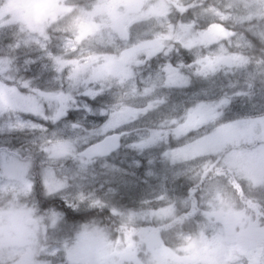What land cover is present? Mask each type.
I'll list each match as a JSON object with an SVG mask.
<instances>
[{
	"label": "rangeland",
	"instance_id": "1",
	"mask_svg": "<svg viewBox=\"0 0 264 264\" xmlns=\"http://www.w3.org/2000/svg\"><path fill=\"white\" fill-rule=\"evenodd\" d=\"M77 2L88 7L78 8L69 28L77 43L88 41L94 48L86 57L76 58L57 54L54 44L45 52L48 46L33 35L49 40L45 27L73 11L64 0H5L0 5V40H4L0 43V180L7 176L19 181L26 193L35 182V174L27 176L33 156L43 154L42 179L51 191L64 188L70 175L86 177L87 184L95 186V191L85 188L83 195L89 197L105 188L97 176L106 174L114 181L121 200L127 201L112 208L113 217L126 218L123 246L117 247L119 239L113 245L102 228L86 226L67 250L73 264H122L119 256L133 251L138 255V244L153 250L155 264H188L186 259L195 260L194 264H238L221 219L229 223L225 221L234 215L238 225L260 227L235 210L227 194L215 190L211 178L202 183L207 169L200 171L198 187L191 192L184 189L183 198L182 189L177 188L179 196L175 189L179 180L187 181L197 171L191 161L227 148L232 149L226 156L230 167L253 183L264 181V104L259 102L264 62L250 64L245 55L264 40V32L250 36L252 27L237 31L238 25L264 16V0ZM187 3L204 28L191 19L176 26L170 23L173 9L181 18L182 5ZM253 4L258 5L254 10ZM174 46L181 48L186 60L173 56ZM13 69L30 79L31 89L17 90L19 77L5 76ZM169 96L179 104L157 111ZM150 113L154 115L143 119ZM225 113L227 122L212 136L205 135L203 130ZM177 120L181 126L169 146V128ZM197 132L204 139L180 142ZM112 134L121 137L118 152L105 159L82 155L88 146ZM161 143L174 170H165L153 151ZM20 145L29 149L27 159L15 151ZM233 187L239 191L237 185ZM5 190L0 183V191ZM59 201L50 202L53 210L67 212ZM192 226L198 236L191 235ZM161 232L184 236L187 255L177 257L157 248Z\"/></svg>",
	"mask_w": 264,
	"mask_h": 264
},
{
	"label": "clouds",
	"instance_id": "2",
	"mask_svg": "<svg viewBox=\"0 0 264 264\" xmlns=\"http://www.w3.org/2000/svg\"><path fill=\"white\" fill-rule=\"evenodd\" d=\"M4 2L5 0H0V5ZM64 2L65 6L72 7L73 11L50 22L45 27L44 35L49 40L45 41L44 37L38 34L33 35L41 44L48 46L44 49L45 52L49 51L54 44L57 54L66 53V58L86 57L87 52L92 51L94 46L83 40L77 43L75 33L69 28V23L79 7H88V5H81L77 0H64ZM257 6L253 4L252 10ZM248 27L253 28V31L248 33L250 36L256 31L264 32V16L253 17L251 21L238 25L237 31L247 32ZM14 28L18 32L19 26L16 25ZM245 55L249 56L250 64L258 60L264 62V40H258V44L250 51H246ZM48 65L51 68L50 59ZM8 75L19 77L15 84L18 91L22 88L31 89L33 86L30 79L21 76L17 69L5 73V76ZM259 102L264 104V82L260 85ZM174 103L178 105L179 101L169 96L160 102L157 111H164ZM153 115L150 113L143 119L147 120ZM226 122L227 114L225 113L203 131L205 135L212 136ZM180 126V121L177 120L169 128V146L172 136ZM128 127H135V125ZM131 138L135 139V134ZM189 139L196 143L204 139V135H200L199 132L194 134V138L186 135L180 142L186 143ZM165 147L161 143L160 147L153 151L159 155L165 170L169 167H173L174 170L168 156L163 154ZM28 150L24 145L15 149L22 159H27L25 153ZM231 150L227 148L224 152L208 153L191 161V165H194L197 171L186 177L188 191L191 192L193 188L198 187L197 182L201 180L200 171L207 169L205 180L202 183L206 185L208 178H211L215 190L227 194L234 203L235 210L242 211L249 221L264 228V181L253 183L242 172L230 167L226 162V156ZM43 159H45L43 154L33 156L27 176L32 177L35 174V182L26 193L21 191L22 185L19 181L10 180L7 176L0 180V183L6 187L5 191H0V264H73L68 258L67 250L75 244L80 232L86 226L92 225L102 228L105 236L113 245H116L119 239L121 244L117 247H122V228L126 224V218L121 215L112 216V208L122 198L120 189L112 186L114 181L110 180L106 174L97 176L99 182L105 183V188L95 196L89 197L83 195L85 188L95 191V186L88 185L86 177L82 179L80 176L70 175L69 179L64 182V188L51 191L42 179L43 168L39 162ZM73 171H75V164ZM234 184L238 186L239 191L233 187ZM54 200L63 201L64 206L76 214V218H70L69 213L63 210L54 211L50 203ZM106 218L110 220L109 223H105ZM239 230L237 226L236 231ZM191 235H199L196 226H192ZM241 242L253 247L259 244L264 248V233H260L258 237L249 236ZM185 245L184 236L175 237L171 232H161L160 244L156 247L168 249L177 257H184L187 255L184 251ZM138 247L135 264H155L153 250L143 244H138ZM101 264H106V262H101ZM122 264H129V262L124 261Z\"/></svg>",
	"mask_w": 264,
	"mask_h": 264
},
{
	"label": "flooded vegetation",
	"instance_id": "3",
	"mask_svg": "<svg viewBox=\"0 0 264 264\" xmlns=\"http://www.w3.org/2000/svg\"><path fill=\"white\" fill-rule=\"evenodd\" d=\"M180 182L178 184L181 185H176L175 189V194L177 192V188L181 190L180 196H179V191L177 192V196L180 198H183L182 196H185L184 194V183L187 181H182L179 180ZM179 197L176 199V204L178 205V200ZM60 202V201H59ZM61 203V202H60ZM233 218H235L234 215L229 216L225 222L229 223H224V219H221L222 222V229L225 232V239L228 245L230 246L231 249H234L235 253L239 256L238 257V264H264V256L262 255V252H260V247L259 244L256 246H247L243 244L241 241L243 239H246L249 236H259L260 233H264V228H252L249 224H241L238 225L236 222H233ZM223 220V221H222ZM237 226H239V231H236ZM162 229V228H161ZM171 229V228H168ZM264 250V248H263ZM130 253V252H129ZM133 253L136 255V252L133 251ZM137 256V255H136ZM137 258V257H136ZM135 258V259H136ZM185 262L188 264H194L195 260L191 259H186Z\"/></svg>",
	"mask_w": 264,
	"mask_h": 264
},
{
	"label": "trees",
	"instance_id": "4",
	"mask_svg": "<svg viewBox=\"0 0 264 264\" xmlns=\"http://www.w3.org/2000/svg\"><path fill=\"white\" fill-rule=\"evenodd\" d=\"M195 1H197V0H195ZM182 6L184 7L183 11L181 12V15H183V16L181 18H177V16H179L178 13H180V12L177 11V10H175V9H173V12L168 15V18H169L170 23L172 25H175L176 26L180 21H183L184 19H191L193 21L195 20L199 24V28H204V26H202V27L200 26V25H202L201 24L202 22H200L201 19L197 16V12L196 11H193L192 10V7H189L190 5L188 3L187 4H183ZM225 28L228 29L229 31H236L235 28L229 27L227 25L225 26ZM3 41L4 40H0V43H3ZM172 54H173V56H179L181 59L186 60V58L184 57L183 51L181 50L180 47L179 48H176L174 46L173 51H172ZM23 75L25 76L24 73H23ZM188 75H190V74H188ZM234 186H236V185L234 184ZM184 189L185 190H188L187 182L184 185ZM193 189H195V188H193ZM121 204H122V202L119 201L116 204V206L113 207V208L114 209H118ZM67 212L69 213V217L70 218H72V219H75L76 218V216H75L76 214L75 213L70 212L69 209H68ZM105 222L106 223H109L110 220L106 218L105 219ZM122 230H123V228H122Z\"/></svg>",
	"mask_w": 264,
	"mask_h": 264
},
{
	"label": "water",
	"instance_id": "5",
	"mask_svg": "<svg viewBox=\"0 0 264 264\" xmlns=\"http://www.w3.org/2000/svg\"><path fill=\"white\" fill-rule=\"evenodd\" d=\"M120 148V137L118 134H112L106 136L101 141L92 144L91 146L87 147L86 150L83 152L84 156L87 157H108L112 153H115ZM134 259V255L127 254L121 257V260H125L127 262H131Z\"/></svg>",
	"mask_w": 264,
	"mask_h": 264
},
{
	"label": "bare ground",
	"instance_id": "6",
	"mask_svg": "<svg viewBox=\"0 0 264 264\" xmlns=\"http://www.w3.org/2000/svg\"><path fill=\"white\" fill-rule=\"evenodd\" d=\"M126 199L121 200L122 204L126 203L127 201H125Z\"/></svg>",
	"mask_w": 264,
	"mask_h": 264
}]
</instances>
